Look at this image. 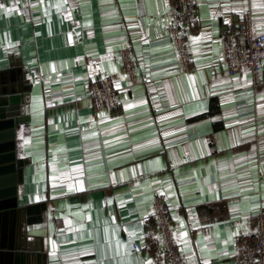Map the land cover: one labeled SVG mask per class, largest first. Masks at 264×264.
I'll return each mask as SVG.
<instances>
[{"label": "crops", "instance_id": "crops-1", "mask_svg": "<svg viewBox=\"0 0 264 264\" xmlns=\"http://www.w3.org/2000/svg\"><path fill=\"white\" fill-rule=\"evenodd\" d=\"M171 1L0 0V91L25 100L14 135L21 211L5 228L12 244L41 249L24 264H155L131 244L157 195L184 264H235L239 236L254 237L264 68L257 81L228 75L220 39L246 12L263 31L264 0H196L187 70ZM126 46L132 86L119 62ZM102 76L118 102L96 111L88 87Z\"/></svg>", "mask_w": 264, "mask_h": 264}, {"label": "built area", "instance_id": "built-area-1", "mask_svg": "<svg viewBox=\"0 0 264 264\" xmlns=\"http://www.w3.org/2000/svg\"><path fill=\"white\" fill-rule=\"evenodd\" d=\"M196 10V0H172L167 10L168 29L183 70L188 69L190 58L186 32L196 19ZM220 41L222 62L228 75L247 70L257 81L259 71L264 68V30L255 32L250 13L246 12L235 26L224 31ZM119 62L132 86L137 82V68L131 47L120 49ZM88 90L96 111L112 108L118 102L117 90L109 76L91 80ZM141 221L144 225L142 240L132 242V250L139 254L150 248L149 254L155 264H184L169 211L159 195L155 196L150 212L142 216ZM253 221L254 237L241 235L238 238L241 247L233 256L235 264H264V207L256 212Z\"/></svg>", "mask_w": 264, "mask_h": 264}, {"label": "water", "instance_id": "water-1", "mask_svg": "<svg viewBox=\"0 0 264 264\" xmlns=\"http://www.w3.org/2000/svg\"><path fill=\"white\" fill-rule=\"evenodd\" d=\"M24 103L20 93L0 91V257L5 264H24L29 256L41 251L40 248L32 250L25 241L19 245L12 244L15 234L5 228L9 217L21 211L17 203V178L21 163L16 158L14 135L15 126L21 121Z\"/></svg>", "mask_w": 264, "mask_h": 264}, {"label": "snow or ice", "instance_id": "snow-or-ice-1", "mask_svg": "<svg viewBox=\"0 0 264 264\" xmlns=\"http://www.w3.org/2000/svg\"><path fill=\"white\" fill-rule=\"evenodd\" d=\"M4 6L3 5H0V8H3ZM193 39L195 40V39H199V37H193ZM113 71H115V69H113ZM190 79H191V77H190ZM101 115H103V114H101Z\"/></svg>", "mask_w": 264, "mask_h": 264}]
</instances>
